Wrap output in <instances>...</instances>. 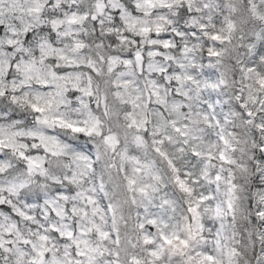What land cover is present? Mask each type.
<instances>
[{
  "label": "snow or ice",
  "instance_id": "6c2138e0",
  "mask_svg": "<svg viewBox=\"0 0 264 264\" xmlns=\"http://www.w3.org/2000/svg\"><path fill=\"white\" fill-rule=\"evenodd\" d=\"M0 264H264V0H0Z\"/></svg>",
  "mask_w": 264,
  "mask_h": 264
}]
</instances>
